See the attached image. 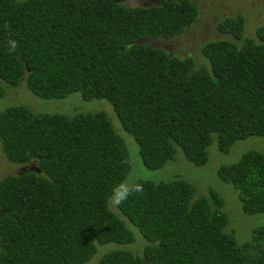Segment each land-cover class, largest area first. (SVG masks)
I'll use <instances>...</instances> for the list:
<instances>
[{
	"label": "trees",
	"instance_id": "obj_1",
	"mask_svg": "<svg viewBox=\"0 0 264 264\" xmlns=\"http://www.w3.org/2000/svg\"><path fill=\"white\" fill-rule=\"evenodd\" d=\"M126 1L0 0V97L23 84L42 100L78 93L113 112L0 109L1 149L22 166L0 180V264H84L98 246L132 244L137 233L141 254L118 246L96 264H264V220L237 242L212 188L198 195L182 178H139L143 194L118 211L107 203L131 169L128 135L148 169L178 150L201 166L215 136L227 153L237 140L264 135V25L245 36L241 14L221 19L216 30L232 38L206 42V62L196 65L138 43L183 32L198 15L192 0ZM217 175L244 213H264V150L241 153Z\"/></svg>",
	"mask_w": 264,
	"mask_h": 264
},
{
	"label": "rangeland",
	"instance_id": "obj_2",
	"mask_svg": "<svg viewBox=\"0 0 264 264\" xmlns=\"http://www.w3.org/2000/svg\"><path fill=\"white\" fill-rule=\"evenodd\" d=\"M140 5H151L159 0H135ZM198 7L196 20L183 32L171 39H159L155 46L166 49L170 56L184 58L187 55L193 57L196 65L206 62L202 54V46L208 41L219 40L222 38H232V36L218 32L216 24L225 17H235L241 14L244 17L243 34L245 36H255L258 26L264 25V0H192ZM0 83H2L0 81ZM21 104L35 113H65L72 114L83 111H96L100 108L113 114L111 106L104 100L82 101L78 93L70 94L63 99L42 100L23 85L15 88L5 87V92L0 97V109L8 105ZM113 123L117 132L122 133L120 125L115 116H112ZM122 133L121 135L123 136ZM128 135V134H126ZM216 136L214 141L208 146V160L201 166H196L188 161L181 150L176 153V158L166 162L164 166L157 169L146 168L139 156L138 147L131 136H126L128 148L130 150L129 160L131 169L125 178L129 181L136 179H150L154 181H167L173 178H182L194 184L198 195L208 194V189L216 190L224 200L223 209L229 217V223L225 230L235 235L237 242L247 240L251 235V229L264 220V213L248 215L241 209L236 190L228 183L222 181L217 175V169L222 164L233 163L240 154L247 150H264V135L251 136L237 140L233 143L230 150L224 153L217 146ZM135 152V153H134ZM35 164V163H34ZM31 165V164H29ZM22 166L10 162L4 155L0 145V180L7 174H15ZM142 176V177H141ZM114 211L117 207L110 206ZM133 228V227H132ZM137 240L128 245L109 243L98 246V253L84 264H96L101 255L118 246L129 248L137 254H141L145 240L138 233Z\"/></svg>",
	"mask_w": 264,
	"mask_h": 264
},
{
	"label": "clouds",
	"instance_id": "obj_3",
	"mask_svg": "<svg viewBox=\"0 0 264 264\" xmlns=\"http://www.w3.org/2000/svg\"><path fill=\"white\" fill-rule=\"evenodd\" d=\"M18 44L15 40L10 41L9 53H14ZM144 192L142 183L132 182L127 179L122 180L112 188V194L107 198L109 206L118 207L130 196L141 195Z\"/></svg>",
	"mask_w": 264,
	"mask_h": 264
},
{
	"label": "water",
	"instance_id": "obj_4",
	"mask_svg": "<svg viewBox=\"0 0 264 264\" xmlns=\"http://www.w3.org/2000/svg\"><path fill=\"white\" fill-rule=\"evenodd\" d=\"M125 3L128 4L129 6L133 7V8H135L139 5L135 0H127ZM159 39H161V36L160 37L148 36V37H145L143 39L138 40V43H148V42L155 43Z\"/></svg>",
	"mask_w": 264,
	"mask_h": 264
}]
</instances>
